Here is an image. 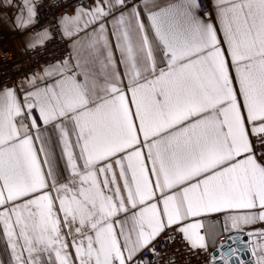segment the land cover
Listing matches in <instances>:
<instances>
[{
    "label": "snow or ice",
    "instance_id": "6c2138e0",
    "mask_svg": "<svg viewBox=\"0 0 264 264\" xmlns=\"http://www.w3.org/2000/svg\"><path fill=\"white\" fill-rule=\"evenodd\" d=\"M12 6L17 28L35 24L36 0H0ZM214 7L205 20L200 0H144L146 25L128 0L77 6L58 20L70 54L0 88L9 264H153L166 231L207 264H238L232 245L245 241L232 233L249 227L264 264V155L252 140L264 144V0ZM50 38L44 29L26 48ZM213 214L224 244L209 242Z\"/></svg>",
    "mask_w": 264,
    "mask_h": 264
},
{
    "label": "built area",
    "instance_id": "2783aa9c",
    "mask_svg": "<svg viewBox=\"0 0 264 264\" xmlns=\"http://www.w3.org/2000/svg\"><path fill=\"white\" fill-rule=\"evenodd\" d=\"M94 0H36L37 16L36 22L29 28L31 33H38L47 29L51 38L44 44L38 45L34 49H26L16 52L13 49L12 41L3 34H0V88L11 87L27 77L29 74L39 72L46 65L62 60L70 54L69 41L61 34L58 20L61 16L69 14L77 6L89 4ZM139 0H128V3ZM200 11L205 20L212 18L210 0H200ZM254 151L258 156L264 155V144L258 139L252 138ZM220 216H213V220H218ZM245 231L232 234L245 236ZM175 238L171 242H166L168 236ZM228 241V235H222L219 243L224 244ZM156 250L164 253L159 262L153 264H207V254L192 252L187 248L179 234L166 231L154 242ZM235 244L232 245L234 247ZM209 253L214 250L209 249ZM150 257V253L145 251L143 258Z\"/></svg>",
    "mask_w": 264,
    "mask_h": 264
},
{
    "label": "crops",
    "instance_id": "0c3cea01",
    "mask_svg": "<svg viewBox=\"0 0 264 264\" xmlns=\"http://www.w3.org/2000/svg\"><path fill=\"white\" fill-rule=\"evenodd\" d=\"M21 0H15V3H20ZM94 2V1H93ZM93 2L89 3V4H83L85 6L91 5L93 4ZM152 4H154L156 6V9L158 8H163L166 7L170 4L173 3H177L178 0H151ZM215 2L216 0H210V5H211V9H212V18L214 20L215 17ZM138 5L140 10H141V14H142V19H144L145 24H148L147 21V11L144 8V0H139L136 2H131L129 3V5ZM75 11V10H74ZM73 12L67 14V15H72ZM18 14V9L15 6L12 7H0V34L5 35L6 37H8L11 41H12V46L13 49L16 52H22L24 50H26V44L27 42L32 41L37 33H31L28 29H21V28H17L15 26L14 23V18L15 16ZM118 14V13H117ZM199 15L202 17L201 11L199 12ZM203 18V17H202ZM218 26V25H217ZM42 32V31H40ZM39 33V32H38ZM70 45V42H69ZM70 52H71V48H70ZM119 54L117 53V56ZM55 63V62H53ZM51 63V64H53ZM43 70V69H42ZM42 70H40L39 72H41ZM25 78V77H24ZM24 78H22L19 82H21ZM25 87H27V85H25ZM21 98L23 96V93L20 94ZM49 128H51V126H49ZM55 155H56V163H57V172L62 174V177H67L68 173L65 170V164H64V160L60 159V149L59 147L55 148ZM220 216V218L218 220H213V216ZM223 219V214H213L211 215L209 218H205V224H206V228L208 230V236H209V242L211 244V241L213 239L217 240V242H219V238L224 235V234H220L217 235L218 232L221 231V225L218 224V221H222ZM255 228H260V227H264V225H260L257 224L254 226ZM243 231L245 232H250L252 231V228H245ZM257 241L253 240V243H256ZM209 249L213 250V247H209ZM0 261H4L5 264H9V262L11 261V254H10V250H8L4 244V242L2 240H0Z\"/></svg>",
    "mask_w": 264,
    "mask_h": 264
},
{
    "label": "water",
    "instance_id": "95a60500",
    "mask_svg": "<svg viewBox=\"0 0 264 264\" xmlns=\"http://www.w3.org/2000/svg\"><path fill=\"white\" fill-rule=\"evenodd\" d=\"M242 238L245 243L240 245L235 244L233 248H239V251L237 253V256L233 259L236 260L238 264H255L256 257L252 254V247L254 243H248L247 235L242 236Z\"/></svg>",
    "mask_w": 264,
    "mask_h": 264
}]
</instances>
